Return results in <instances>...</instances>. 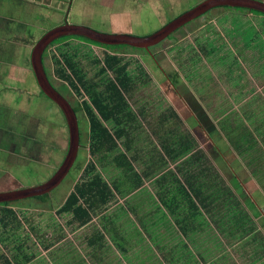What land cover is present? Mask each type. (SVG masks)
I'll return each mask as SVG.
<instances>
[{
	"label": "crops",
	"instance_id": "crops-1",
	"mask_svg": "<svg viewBox=\"0 0 264 264\" xmlns=\"http://www.w3.org/2000/svg\"><path fill=\"white\" fill-rule=\"evenodd\" d=\"M36 1L39 5L34 0H0V183L10 175L3 171L1 180L2 164L11 166L15 156L16 162L27 156L33 159L32 151L43 148L30 133L37 120L34 117L32 121V115H41L36 109L48 104L32 68V27L36 17L50 19L57 10L41 16L36 8L46 0ZM115 1L103 0L108 21L112 27L123 24L124 30L130 31L132 18L119 4L129 0ZM141 1L133 0L129 9L141 6ZM70 12L67 10L65 17L59 15L60 24L64 19L71 23ZM247 28L223 26L224 41L230 47L207 41L199 46L201 55L190 53L188 60L196 70L193 76L178 68L171 70L168 63L167 73L160 65V80L157 71L151 73L140 62L136 66L140 74L129 80L133 89L123 92L121 106L126 116L121 124L103 121L112 133L122 132L117 144L108 143L92 152L89 137V158L63 201L78 183L99 173L108 185L106 189L98 181L100 189H106L107 194L90 201L89 220L81 223L73 212L61 211L63 203L47 206L38 211L28 229L30 236L21 241L11 240L12 231L20 224L4 227L0 223V264H13V259L18 264H264V116L257 119L260 114L256 109V102L264 101L259 84L263 75L246 71L240 58L247 52L263 56L258 41L264 37L259 29ZM215 61L220 69L214 66ZM43 64L45 67V56ZM102 66L93 62L89 71L102 70ZM126 70L133 75L129 62ZM216 70H220L218 74ZM103 77L100 90H105L114 73L107 68ZM150 83L155 89H144ZM224 102L232 108L223 110L220 103ZM85 117L90 136L87 112ZM66 129L58 136H69ZM46 131L35 132L37 139ZM79 131L81 135V128ZM217 133L228 134L222 151L229 152L232 161L213 143ZM204 138L210 141L211 152ZM60 151L62 155L64 149ZM91 162L93 168L88 171ZM10 177L11 186L5 184L2 189L0 184V191L29 187L15 186V177ZM32 229L39 236L35 245L28 243ZM6 247L20 254L6 256Z\"/></svg>",
	"mask_w": 264,
	"mask_h": 264
},
{
	"label": "rangeland",
	"instance_id": "rangeland-1",
	"mask_svg": "<svg viewBox=\"0 0 264 264\" xmlns=\"http://www.w3.org/2000/svg\"><path fill=\"white\" fill-rule=\"evenodd\" d=\"M85 1L87 0H74V2H72V0H46V2H43L40 7L37 6L36 12L40 13L41 16H46L47 13L48 16L51 10H57V14H55V16L51 17L50 19L47 17L46 20H44L43 18L42 20H40L39 17H36L37 20L33 21L32 27L33 45L45 31L54 26H57L58 24H60V22H62L60 21V16L64 15L65 17L67 10L71 11L69 14V21L74 24L87 25L107 32H131L133 34L145 35L159 29L163 24L167 23L172 18L178 17L182 13L190 10L191 8L202 2L203 0H142L141 3L143 4L141 6L140 4H138L137 7H134L132 9H129V7L134 5L132 4L133 0H129V2H119V4H123V7H120L122 12H129V17L131 16L132 18V27L129 26L127 22L124 23V25L129 26L128 29L130 31H125V28H123V24L112 27L113 25L107 19V17L109 18V12L105 8L103 0H89L92 4H87V2ZM134 1L136 2V0ZM34 2L39 5L36 0H34ZM114 2L116 1L114 0ZM100 3L101 5L103 4V6H99L98 4ZM113 5L115 6V8L117 7V5H115L114 3ZM137 8L138 10L133 13L134 9ZM95 12H97L98 14H94ZM101 16L103 17L101 18ZM224 19H226L225 21L229 22V24L224 23ZM240 20L247 22H241ZM37 24H40L39 29L37 27ZM231 25H235L238 29L239 27L245 25L248 27V31H252L253 29H259L260 35L264 37V15L255 11L218 7L210 10L201 17L189 21L183 27L178 28L176 31L170 34L163 41L153 46H150L147 49H134L131 47H125L122 49L109 47L107 49L108 51H110V53L117 52L118 54H122L123 57L129 61L130 70L132 71L133 75L138 73V69L136 66L139 65L141 62L145 64L146 69L149 70L151 73L157 71L160 80L163 79V76L161 73L162 71H159V69L161 68V66H164L166 67L165 71L167 73L168 63H170L171 70L175 71L178 68L180 73H187L189 76H193V73H195L196 70L195 68H193V62L191 60H188V55L190 53L193 55L200 54L199 46L207 41H210L215 45L221 43L225 46L226 44V48L230 47L229 43H226L224 41L225 38L223 36H225V34L223 31L225 30L223 29V26H230L231 28ZM248 36H250V34H248ZM258 43L260 44L259 51L263 53V56H259L258 52H251L250 54L249 52H247L246 56L243 55L244 57L240 58L241 60H243L242 66H247L248 68L246 69V71H250V73L259 71V73H262L263 76L262 79H259V84L260 87L263 88L262 90L264 92V39L262 38V40H259ZM65 50L69 52L77 50L79 52L78 60L82 64L80 65L82 67H85V69L87 67V69L89 70L91 69L89 67L91 65L90 61L94 59L99 60L97 65H103V59L101 58L104 56L105 47L102 44L86 41L82 38H73L72 40H67L65 42L62 41L60 43H55L47 49L45 56V68L47 70V73L49 74L52 83L57 88H59V90H61L63 95H65L66 98L69 99L72 104L81 106L80 100H82V97H77L78 95H75L71 85L68 84L66 81H63L62 79H59L58 76L55 74L56 62L54 61V55L58 56L60 55L61 51ZM175 55L178 58H175ZM171 61L176 62L175 65L171 64ZM179 62H181L182 64H180ZM213 64L217 69H220V66L216 61ZM252 67L254 68V71ZM189 68L193 71L188 73L187 71ZM219 71L220 70H216L215 73L218 74ZM139 74L140 73L136 75ZM246 75L249 77L248 72H246ZM153 76L157 77V74H154ZM148 78L152 80L153 77L151 75H148ZM163 84L162 86L165 89V92H167V87H165ZM144 89L152 91V89L155 88H153L150 83ZM179 90L182 89L179 88ZM144 91L140 93L142 97H144ZM155 92L156 91L153 92L154 95ZM42 97H44V94L42 95ZM84 98H86V96H84ZM46 100L48 103L47 108H45L44 105L46 104L44 103V105L42 104L40 109H36L37 112L41 113V115L38 113L32 115V121H35V118L37 120L35 121L36 126H33L30 132L34 136L35 140L33 139V141L36 142L39 140L40 143H36L41 145L43 144V148H38L36 151H32V155L34 157L33 159H28L29 156H27L25 157L26 159H20V161L22 162H16L17 157L15 156V163H12L11 166V163L7 165L2 164L1 180H3V176H5L3 175L4 171L6 174L10 173L11 176L15 177V186H21V184L25 186L36 185L37 183H41L51 177L53 173L57 170L59 165L62 163V160L64 159V156L66 155L68 150L69 136L68 134H66V137L61 138L58 136V133H60L63 128L66 129V120L64 119L63 114H61V111L56 105V103L51 99ZM215 104L217 103H212V105ZM224 104H226V102L220 103L223 110H230L232 108L230 107V104L227 103L225 107ZM211 108L213 107L211 106ZM256 109L257 113L260 114L257 119L262 118L264 116V101L256 102ZM85 116L86 115L83 112L78 113V120L80 122L81 128V150L79 152V156L77 157V161L73 165L71 171L65 176V178L59 183V185H57V187H55L46 196L43 195L40 198L33 197L13 202L11 201L10 205L7 206L17 211L16 215L20 224L18 229L12 231L11 240L21 241L25 239L27 235L30 236L28 229L31 227V225H34L38 211L47 206L55 208L61 205L65 199V195H67L71 190L73 181L79 175L81 169H83L84 164L89 158V136L88 128L86 127L87 120ZM39 117L42 118V120ZM45 118H47V120H45ZM44 129L45 131L47 129V131L44 132L41 139H37L38 137H36L35 132H37L38 130L44 131ZM227 137L228 134L217 133L214 139L216 142H211H213L214 144L216 143L221 152L222 147H224L222 145V141L227 139ZM204 139L206 141H209L206 138ZM44 141L45 143H42ZM209 145H211L210 141L208 143L207 150L211 152L212 150L209 149ZM61 148L64 149V153H62V155L61 151L59 152ZM18 150L19 148H17L16 153L18 152ZM213 154L212 157L214 158ZM59 155L60 159L58 157ZM222 155L225 156L224 158L229 161L233 160L231 154L225 151V149L222 151ZM13 165L15 168L12 167ZM10 175L5 178V181L3 180V183H0L2 184L1 186L4 185L2 189L5 188L6 185L11 186V183L9 182L12 177H10ZM2 207H5V205H0V208ZM28 218H30L29 221ZM0 232V235H2L1 227ZM38 237V234L35 233L32 229V237L31 240L28 241V243H34L35 245V239ZM6 246L8 247V245ZM5 251H7L6 256L10 254V256L12 257V253H15V251H9L8 248ZM15 254L18 255L20 253L17 251ZM13 262V264H18L14 259ZM37 263L39 264V262Z\"/></svg>",
	"mask_w": 264,
	"mask_h": 264
},
{
	"label": "trees",
	"instance_id": "trees-1",
	"mask_svg": "<svg viewBox=\"0 0 264 264\" xmlns=\"http://www.w3.org/2000/svg\"><path fill=\"white\" fill-rule=\"evenodd\" d=\"M78 38L94 42L86 37L79 36ZM102 45L111 46L107 44ZM78 57L79 52L77 50L72 52L65 50L61 51L60 55L58 56L54 55V61L56 62L55 74L58 76V78L68 81L72 89H74L75 92L83 97L81 108L83 107L86 110L91 122V131L89 137L91 151L93 152L95 149L103 148L108 143H112V145L117 144L116 138H119L122 132L120 133L119 131H113L114 133H112L103 121L112 120L114 124H121L122 119L126 116L124 115V111L121 106L122 101H125L123 92L124 89L126 91L133 89L134 85H131L129 80L130 77H133L134 75H132L129 71L128 72L130 76L127 74L128 72L126 73V67L128 66L129 61L125 63L123 55L105 53V57L103 56L101 58L103 59L101 71H104L107 68L111 69L114 73V78L111 79L109 83L106 82L107 85L105 90H100V85L92 82V79H89L87 72L84 70L85 67L81 66L82 64L78 60ZM93 62L98 63L99 60L94 59L90 61V64ZM84 96H86V98H84ZM96 111L100 114L101 118L98 117ZM88 165L89 166L86 169L90 171V168H93V162L89 163ZM98 181L102 182L106 189L108 188L107 183L102 180L100 174L95 173L94 177L90 180L81 181L75 186L74 190L70 192L60 210L73 212L75 216L81 219V223L89 220V204L92 201L96 202L100 195L107 194V192H105L106 189H100L101 185ZM46 195L47 194H44V196ZM41 196L43 195L38 197L40 198ZM2 205H5V207L0 208V223L4 227L12 222L19 224L15 211L11 207H7L10 205V203L4 202Z\"/></svg>",
	"mask_w": 264,
	"mask_h": 264
},
{
	"label": "water",
	"instance_id": "water-1",
	"mask_svg": "<svg viewBox=\"0 0 264 264\" xmlns=\"http://www.w3.org/2000/svg\"><path fill=\"white\" fill-rule=\"evenodd\" d=\"M218 7L240 8L264 14V2L259 0H203L190 10L165 23L148 35H137L128 32H107L87 25L64 22L45 32L34 44L31 53L32 68L43 93L53 100L63 111L69 131L67 153L57 170L47 180L25 188L0 191V203L11 202L51 192L69 173L78 156L80 148V131L78 119L70 102L55 88L43 64V53L47 46L64 36H83L107 45H128L147 49L153 46L189 21L201 17Z\"/></svg>",
	"mask_w": 264,
	"mask_h": 264
},
{
	"label": "flooded vegetation",
	"instance_id": "flooded-vegetation-1",
	"mask_svg": "<svg viewBox=\"0 0 264 264\" xmlns=\"http://www.w3.org/2000/svg\"><path fill=\"white\" fill-rule=\"evenodd\" d=\"M64 22H68V20L67 19H64V21H63V23ZM62 24V23H61ZM53 28V27H52ZM92 28H94V27H92ZM51 29V28H50ZM50 29H48V30H50ZM96 29V28H95ZM47 30V31H48ZM97 30H99V29H97ZM47 31H45V32H47ZM102 31V30H101ZM42 36V35H41ZM64 37H66V36H64ZM64 37H60V38H58V39H56L55 41H53L52 43H50L48 46H47V48L45 49V52L43 53V57L44 56H46V52H47V49L49 48V47H51L53 44H55V43H60V42H65V41H67V40H72L73 38L74 39H78V37L79 36H67L66 38H64ZM83 37V36H82ZM70 38H72V39H70ZM89 39V38H88ZM91 40V39H90ZM87 41V40H86ZM93 41V40H92ZM94 42H96V41H94ZM96 43H98V42H96ZM98 44H101V43H98ZM105 47V50H104V54L105 53H110V51H108V49L107 48H109V47H111V48H125V47H130V46H113V45H111V46H104ZM131 48H134L135 49V47H131ZM142 49H144V48H142ZM110 54H118L117 52H111ZM46 69V68H45ZM86 72H87V75H88V77H89V79L91 80L92 79V82H95V83H97L98 85H100V86H102V81H103V79H104V77H103V75H104V71H101V69H97V70H93L92 72L91 71H89L88 69H87V67H86V69H84ZM88 70V71H87ZM46 72H47V70H46ZM50 78V77H49ZM60 79V78H59ZM51 80V79H50ZM63 81H66V80H64V79H62ZM52 82V81H51ZM67 83H68V81H66ZM69 84V83H68ZM54 85V84H53ZM55 86V85H54ZM55 88L56 89H58V91L59 92H61V90H59V88H57L56 86H55ZM74 90V89H73ZM42 93H43V91H42ZM62 93V92H61ZM74 93H75V95L77 96V97H80V95L77 93V92H75L74 91ZM44 94V93H43ZM63 94V93H62ZM65 96V95H64ZM44 97H46V99H50L49 97H47L45 94H44ZM66 97V96H65ZM67 99V98H66ZM69 102H70V104H71V106H72V108H73V110L75 111V113H76V116H77V119H78V113L79 112H83L85 115H86V110L82 107L81 108V106H82V101H83V97H82V100H80L81 101V106H77V105H74V104H72L71 103V101L69 100V99H67ZM53 101V100H52ZM57 105V104H56ZM58 106V105H57ZM80 107V108H79ZM58 108L60 109V111H61V113L63 114V111L61 110V108L58 106ZM63 117H64V114H63ZM64 119H65V117H64ZM80 121H82V120H80ZM67 123V122H66ZM78 124H79V128H80V122H79V120H78ZM67 128H68V126H67ZM50 193V192H49ZM46 194H48V193H46ZM35 197H38V196H35ZM29 198H33V197H29ZM24 199H27V198H24ZM21 200V199H20ZM15 201H18V200H15ZM13 202V201H12ZM10 203V202H9ZM2 204V203H1Z\"/></svg>",
	"mask_w": 264,
	"mask_h": 264
}]
</instances>
